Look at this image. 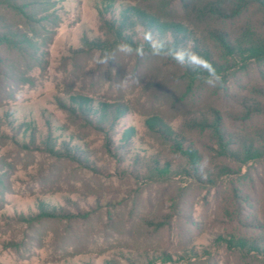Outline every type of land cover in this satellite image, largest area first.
Masks as SVG:
<instances>
[{"label":"rangeland","instance_id":"374dc122","mask_svg":"<svg viewBox=\"0 0 264 264\" xmlns=\"http://www.w3.org/2000/svg\"><path fill=\"white\" fill-rule=\"evenodd\" d=\"M51 1L49 12L57 25L43 34L46 43L35 39L36 55L0 53V264H244L240 252L222 239L262 233L253 221L261 209L251 201L258 203L264 196V160L249 162L240 175L219 178L206 158L211 176L202 177L204 184L196 182L200 174L182 172L188 168L185 159L144 123L154 114L181 131L196 110L197 103L181 98L186 80L179 66L169 59L135 56L96 64L93 56L102 53L87 49L82 39L101 35V0ZM122 1L149 4L117 0V9ZM170 15L202 30L181 10ZM259 71L264 73V64L253 65L248 77L254 79ZM127 73L139 84L132 79L121 84ZM229 89H235L233 84ZM77 96L93 111L87 120L94 121L106 106L120 107L123 113L113 122L99 114L103 122L96 128L59 107V101L67 104ZM9 121L14 126L32 122L35 137L30 131L21 134ZM258 122L264 123V116ZM229 127L234 132L237 124ZM105 133L113 144L111 155L105 150ZM184 134L203 142L195 134ZM47 135L71 152L74 146L84 148L86 163L48 154L42 144ZM155 156L160 167L171 164L168 174L152 170L149 159ZM229 165L236 171L235 164ZM233 184L253 197L241 205L257 213L245 214L252 219L248 228H239L221 211L220 202ZM39 201L63 216L36 219Z\"/></svg>","mask_w":264,"mask_h":264},{"label":"trees","instance_id":"16d2710c","mask_svg":"<svg viewBox=\"0 0 264 264\" xmlns=\"http://www.w3.org/2000/svg\"><path fill=\"white\" fill-rule=\"evenodd\" d=\"M101 3L97 13L101 35L91 41L83 37L87 49L103 53L112 50L120 41L135 45L141 42L144 31L151 30L159 37L166 38L170 46L197 52L223 77L222 88L208 91V86L200 78L206 73L194 72L169 59L179 66L186 80L181 98H188L199 107L183 123L181 131L174 130L170 122L154 114L147 117L144 123L148 132L185 159L188 168H182V172L188 174V170H192L200 174L196 182L204 184L202 177L211 176L205 167L206 158L213 163L219 178H230L235 173L240 175L241 168L249 162L264 160V123L258 122L264 116V73L259 71L254 79L248 77L253 65L264 64V0H149L146 5L122 1L119 2V9L116 8L117 0H101ZM53 4L51 0H0V53L13 50L23 56L28 54L34 57L39 49L35 39L40 37V42L46 43L43 34L48 33L51 26L57 25V17L49 12ZM175 9L193 19L196 26L202 25V30L190 26L184 18L170 17ZM231 84L235 88L232 91L229 89ZM196 85L201 88L193 89ZM205 89L207 92H202ZM87 103V100L77 96L71 97L67 104L59 101L58 105L70 118L83 119L96 128H100L103 122L100 118L109 117L113 122L123 113L120 107L110 110L106 106L97 114H100V118L94 116V121L87 120L93 112ZM255 120L259 124L252 127L251 122ZM233 123L237 124L234 132L229 127ZM9 124L18 132L22 129L21 134L30 131L28 135L35 137L32 122L14 126L9 121ZM47 129L49 133L50 126ZM184 132L197 135L203 142L186 139ZM104 135L105 150L111 155L113 144L107 133ZM42 144L52 156L71 160L77 158L78 162L86 163L84 148L81 150L79 146H74L72 148L76 151L71 152L65 143L62 144L65 148L57 147L49 135ZM150 161L152 170L159 175L168 174L171 167L168 161L161 167L157 156L150 158ZM230 162L236 165V171L229 165ZM3 177L0 175V185ZM229 193L220 202L221 211L234 220L239 228H248L247 223L252 219L245 214L251 217L257 213L251 214L241 205L247 204L253 197L234 184ZM251 202L258 204L261 209L262 215L254 217L253 221L258 223L255 228L262 233L222 240L229 248L240 252V261L244 264L250 261L264 264V196L258 203L256 199ZM37 209L39 213L35 215L36 219L63 216L55 207L41 201L37 203ZM24 219L30 221L33 217ZM105 264H113V261Z\"/></svg>","mask_w":264,"mask_h":264},{"label":"clouds","instance_id":"9594fccd","mask_svg":"<svg viewBox=\"0 0 264 264\" xmlns=\"http://www.w3.org/2000/svg\"><path fill=\"white\" fill-rule=\"evenodd\" d=\"M118 56H135L141 60L146 57L171 59L181 67L191 68L194 72L198 73H206L207 75H203L200 78L208 87H223L222 75L217 72L207 59L188 48L170 46L166 38L159 37L151 30H146L142 33L140 43L134 45L127 41H120L112 50H105L101 55H94L92 59L96 64L108 65L110 61H116ZM129 79L139 84L138 78L130 77L128 73L121 80V84H126ZM201 170L203 171V167Z\"/></svg>","mask_w":264,"mask_h":264}]
</instances>
